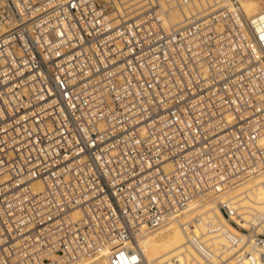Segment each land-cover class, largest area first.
<instances>
[{"label": "built area", "instance_id": "built-area-1", "mask_svg": "<svg viewBox=\"0 0 264 264\" xmlns=\"http://www.w3.org/2000/svg\"><path fill=\"white\" fill-rule=\"evenodd\" d=\"M142 3L0 0V264H142L137 235L264 174V15L254 42L227 9Z\"/></svg>", "mask_w": 264, "mask_h": 264}, {"label": "bare ground", "instance_id": "bare-ground-1", "mask_svg": "<svg viewBox=\"0 0 264 264\" xmlns=\"http://www.w3.org/2000/svg\"><path fill=\"white\" fill-rule=\"evenodd\" d=\"M159 3L165 11L164 21L170 26L184 25L192 16L200 17L227 9L236 14L233 19L241 23L247 36L254 42L257 38L252 18L264 15V0H192L181 7L172 0H159ZM142 4V0H120L117 9L134 12ZM259 55L260 67L264 70V49L261 45ZM33 186L36 190L41 187L37 180L33 182ZM221 203L238 210V213H233L231 217L246 227L247 221H253L254 215L258 214L257 227L253 230L250 228L249 234L235 228L222 216L219 208ZM209 219L216 221L221 228L209 231L206 224ZM186 221H192L191 236L185 233L182 227V223ZM255 233L264 234V174L244 180L204 204L191 205L179 217L169 219L151 232L137 235L136 244L143 255L142 264H214L219 261L221 264H235L234 254L237 246L233 244V238L240 236L241 239L237 243L240 245L243 239L253 237ZM245 245L247 249L253 250L255 262L251 263L248 258H244L243 264H264V237H256L252 244L245 242Z\"/></svg>", "mask_w": 264, "mask_h": 264}]
</instances>
